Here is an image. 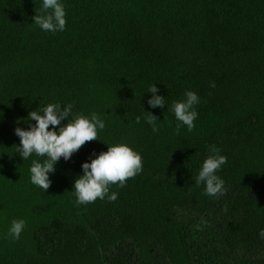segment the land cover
<instances>
[{
  "label": "trees",
  "instance_id": "trees-1",
  "mask_svg": "<svg viewBox=\"0 0 264 264\" xmlns=\"http://www.w3.org/2000/svg\"><path fill=\"white\" fill-rule=\"evenodd\" d=\"M60 2L66 29L52 33L33 23L42 0H0V264H264V0ZM151 85L164 107L149 106ZM186 91L198 118L177 134ZM49 103L106 126L55 164L44 192L30 167L45 157L22 160L14 130ZM118 143L142 172L110 188L115 202L77 205L82 163ZM210 145L227 157L219 198L195 183ZM14 219L26 221L16 241Z\"/></svg>",
  "mask_w": 264,
  "mask_h": 264
},
{
  "label": "clouds",
  "instance_id": "clouds-1",
  "mask_svg": "<svg viewBox=\"0 0 264 264\" xmlns=\"http://www.w3.org/2000/svg\"><path fill=\"white\" fill-rule=\"evenodd\" d=\"M33 23L40 29L55 33L66 29V11L60 0H42L40 14H35ZM209 87H215V82H210ZM152 94L148 100L149 106L164 107L165 97L157 95L158 89L151 85L148 90ZM185 99L175 101L172 111L180 123L176 125V133L180 126L185 125L188 131L195 128V120L198 113L195 105L200 102V97L194 91H186ZM72 105L61 106L58 103H49L39 111L33 110L28 113L27 120H34L35 125L29 124L28 130L20 127L15 128V135L19 137L20 145L15 146L22 160L30 156L45 157L43 162L33 160L30 167L31 183L41 188L44 192L51 185L49 173L55 171V164L63 158L69 160L73 153L77 152L86 142L99 140V132L105 128V122L100 116L93 112L90 116L84 114H73ZM42 113V114H41ZM144 117L146 122L152 126L154 133L159 132L157 117L151 113ZM71 116L69 120L68 117ZM140 117H136V123H140ZM27 120L25 122H27ZM61 121H67L63 126ZM49 126H52L50 130ZM210 155L203 161L202 167L195 178L199 186L205 185V195L219 198L226 194L224 180L216 173L222 165L227 163V157L220 154V148L216 145L209 146ZM83 175L78 176L73 184L74 196L77 205L94 203L97 199L115 202L118 199L117 192H111L110 188L116 185L120 188L126 186L129 179H134L143 170V157L127 144L118 143L108 146L107 151L99 153L90 163L81 165ZM203 223H207L204 221ZM26 227L23 219H14L11 222L6 238L19 240L21 233ZM199 229V225H197ZM264 239V229L259 232Z\"/></svg>",
  "mask_w": 264,
  "mask_h": 264
}]
</instances>
